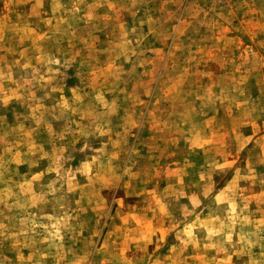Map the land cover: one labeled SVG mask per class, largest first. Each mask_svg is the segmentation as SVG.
<instances>
[{
    "label": "clouds",
    "instance_id": "1",
    "mask_svg": "<svg viewBox=\"0 0 264 264\" xmlns=\"http://www.w3.org/2000/svg\"><path fill=\"white\" fill-rule=\"evenodd\" d=\"M0 264H264V0H0Z\"/></svg>",
    "mask_w": 264,
    "mask_h": 264
}]
</instances>
